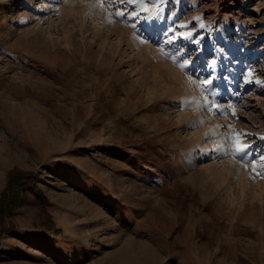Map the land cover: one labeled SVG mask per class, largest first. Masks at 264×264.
Wrapping results in <instances>:
<instances>
[{
	"label": "rangeland",
	"instance_id": "1",
	"mask_svg": "<svg viewBox=\"0 0 264 264\" xmlns=\"http://www.w3.org/2000/svg\"><path fill=\"white\" fill-rule=\"evenodd\" d=\"M38 1L0 0V196L34 184L0 246L59 213L83 250L64 264H264V0Z\"/></svg>",
	"mask_w": 264,
	"mask_h": 264
},
{
	"label": "crops",
	"instance_id": "2",
	"mask_svg": "<svg viewBox=\"0 0 264 264\" xmlns=\"http://www.w3.org/2000/svg\"><path fill=\"white\" fill-rule=\"evenodd\" d=\"M58 215L59 219L55 220V224L41 223V226L46 227L45 229L18 230L19 233L6 236L0 246V264H59V259H62L61 264H64L63 262L68 259L77 260L80 257V252L83 254V250H79V247L74 250L66 249L68 244L70 247L78 240L77 233L70 231L73 227L70 224V218H68L70 216L62 218L59 213ZM59 228L63 229L61 236L51 231V229ZM67 229L69 232L66 231ZM95 262L94 260L93 262L87 261L85 264H96Z\"/></svg>",
	"mask_w": 264,
	"mask_h": 264
},
{
	"label": "snow or ice",
	"instance_id": "3",
	"mask_svg": "<svg viewBox=\"0 0 264 264\" xmlns=\"http://www.w3.org/2000/svg\"><path fill=\"white\" fill-rule=\"evenodd\" d=\"M97 7L101 8V9H105V5L103 3H99L98 2ZM107 9L114 10V16L115 17H123L125 15L124 11L119 10V9H115L114 8V4H109L107 6ZM107 9H105V10H107ZM112 15H113L112 11H109V19H108L109 23L112 22V19H111ZM187 35L190 36L191 33H188ZM140 42L144 43L145 41L144 40H140ZM161 51L163 52V50H161ZM172 58H173V60H175L174 56ZM213 63H215V62H213ZM186 66H187V61H185V62H183V63H181L179 65V67H181V68H185ZM252 76H253V73L251 71H249L248 72V76L245 78V83H252L253 82L252 79H251ZM191 82L195 83L194 81H191ZM211 83H212L211 80L205 79V80L201 81V85L200 86H206V85H209ZM255 83L260 84L261 81L256 80ZM183 103L185 105L191 104L193 106H201L200 101H198L196 98H193L190 101L189 100H185ZM202 106L205 107L208 111H212L213 109H216L217 111L220 110L219 106L215 105V104H211L208 101L206 96L203 98V105ZM227 107L232 110V115L235 116L236 115L235 106L232 105V104H229ZM200 123H203V121H200ZM232 127H233L232 125H228V128L230 130L232 129ZM207 135L215 136L216 133L210 131V133L207 134ZM246 135H247L246 133H236L233 136L225 137L227 140L231 141L230 148H232V152H230V153L229 152H225V155H233V156H235L236 154L247 155L250 145L247 144V143H242L241 142V136H246ZM220 147H222V146H218V148H220ZM216 150L217 149H213V151H216ZM259 161L261 162V165H260L261 170L258 171V166H257V162H256L255 158H254V160L252 162H250L251 163V169H252V172L255 173V175L262 176V178H264V155H261L259 157ZM241 163L243 164V166L247 167V165L244 164L242 158H241Z\"/></svg>",
	"mask_w": 264,
	"mask_h": 264
},
{
	"label": "trees",
	"instance_id": "4",
	"mask_svg": "<svg viewBox=\"0 0 264 264\" xmlns=\"http://www.w3.org/2000/svg\"><path fill=\"white\" fill-rule=\"evenodd\" d=\"M28 186L34 187L31 172L13 171L8 174L5 187L8 195L5 193L0 196V224L3 222L4 216L12 215L19 193L24 192Z\"/></svg>",
	"mask_w": 264,
	"mask_h": 264
},
{
	"label": "bare ground",
	"instance_id": "5",
	"mask_svg": "<svg viewBox=\"0 0 264 264\" xmlns=\"http://www.w3.org/2000/svg\"><path fill=\"white\" fill-rule=\"evenodd\" d=\"M44 5H45V0H40V1H38V5L36 6V12H40V11H42V9H43V7H44ZM21 137H19V138H16L15 137V139H13L12 140V142H11V144L15 147L16 145L17 146H19L20 148H21V150L22 151H24L25 150V141H22V139H20ZM3 145V148L6 150V148H7V146H5L6 144H2ZM7 152V151H6ZM7 153H10V156H8V157H11V155L13 154V151L11 152V151H9V152H7ZM18 155H21V156H18V157H15V156H13L12 158H10L11 160H13V161H21V162H16V163H20V164H22L23 163V159H25V156L22 154V153H19ZM66 228V227H65ZM68 228V227H67ZM67 232H69L68 231V229L66 230Z\"/></svg>",
	"mask_w": 264,
	"mask_h": 264
}]
</instances>
